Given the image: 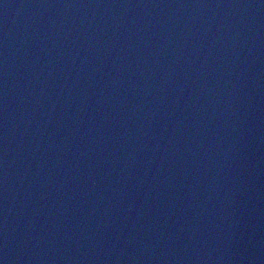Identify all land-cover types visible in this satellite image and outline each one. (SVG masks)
Segmentation results:
<instances>
[{
    "label": "water",
    "instance_id": "1",
    "mask_svg": "<svg viewBox=\"0 0 264 264\" xmlns=\"http://www.w3.org/2000/svg\"><path fill=\"white\" fill-rule=\"evenodd\" d=\"M0 264H264V0H0Z\"/></svg>",
    "mask_w": 264,
    "mask_h": 264
}]
</instances>
